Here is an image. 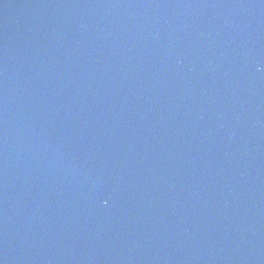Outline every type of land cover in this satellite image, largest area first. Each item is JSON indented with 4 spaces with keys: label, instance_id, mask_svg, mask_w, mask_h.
<instances>
[{
    "label": "water",
    "instance_id": "obj_1",
    "mask_svg": "<svg viewBox=\"0 0 264 264\" xmlns=\"http://www.w3.org/2000/svg\"><path fill=\"white\" fill-rule=\"evenodd\" d=\"M0 264H264V0H0Z\"/></svg>",
    "mask_w": 264,
    "mask_h": 264
}]
</instances>
